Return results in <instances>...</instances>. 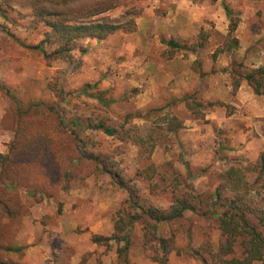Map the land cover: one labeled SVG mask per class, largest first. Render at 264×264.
<instances>
[{
    "label": "rangeland",
    "instance_id": "rangeland-1",
    "mask_svg": "<svg viewBox=\"0 0 264 264\" xmlns=\"http://www.w3.org/2000/svg\"><path fill=\"white\" fill-rule=\"evenodd\" d=\"M14 1L0 0L8 11L7 21L0 17V153L9 152L18 130L14 100L24 109L44 102L57 108L66 124L79 120L88 149L108 157L126 186L109 175L94 174L35 205L16 226L11 262L163 264L160 259L166 258V264H202L189 247L197 250L210 242L215 252L223 237L214 220L192 213L163 224L156 234L136 223L127 263L115 242L109 248L93 237H114L121 216L133 213L132 193L143 207L165 209L173 192H184L187 183L199 194L213 193L226 170L246 167L264 151V95L242 78L264 67V0H175L194 5L198 22L183 12L176 15L173 0H159L155 16L140 20L157 0L129 1L108 15L119 18L132 7L142 10L135 32H118L104 41L81 40L70 59L51 63L25 48L41 44L50 29ZM224 5L239 21L233 34ZM233 38L239 46L229 52ZM170 40L187 51L170 58L164 43ZM55 48L47 46L49 52ZM87 84H96L97 90L78 94ZM99 97L111 103L106 106ZM93 114L108 117L113 127L124 126L143 137L153 134L157 142L152 156L133 140L88 131L85 119ZM171 118L182 124L176 133L168 132ZM149 166L156 174L145 173ZM248 176L254 182L255 174ZM164 243L170 247L168 255L161 248Z\"/></svg>",
    "mask_w": 264,
    "mask_h": 264
},
{
    "label": "trees",
    "instance_id": "trees-1",
    "mask_svg": "<svg viewBox=\"0 0 264 264\" xmlns=\"http://www.w3.org/2000/svg\"><path fill=\"white\" fill-rule=\"evenodd\" d=\"M129 1L143 0H17L22 7L32 10L37 24H44L50 30L46 39L37 46H25L42 57L46 62L70 59L77 43L85 39L98 41L107 40L118 33H133L137 30L136 19L142 10L132 7L121 17L113 18L108 15L111 11L127 6ZM196 1V0H192ZM227 18L230 21V34L238 29L239 21L235 13L224 5ZM7 10L0 4V17L8 20ZM171 49L169 55L187 51L186 47L170 40L164 42ZM47 46H56L49 52ZM239 46L237 38L230 40L228 51L236 50ZM242 75V74H241ZM246 80L258 95H264V67L244 73ZM241 85L240 80L234 83L235 88ZM97 90L96 84H87L78 90V94ZM7 92V91H6ZM59 95L66 93L59 90ZM65 99H63L64 101ZM98 100L106 106L111 102ZM17 105L18 130L7 154L0 153V264H13L10 254L12 237L16 226L27 216L35 205L45 200L57 198L61 192L70 189L72 182L85 179L94 174H104L116 180L120 187L125 182L120 173L115 171V164L88 149L82 132L77 128L79 120L72 125L66 124L63 114L55 107L44 102L34 103L27 109ZM196 106H200L197 104ZM35 110V115L31 110ZM128 116L127 119H132ZM87 130L101 132L107 137L121 141L133 140L151 157L156 138L153 134L143 137L136 131L124 126L113 127L108 117L93 114L85 119ZM168 132L176 133L182 124L171 118L167 124ZM136 130V129H135ZM151 147L148 149V146ZM189 178L190 165L186 164ZM145 173L156 174L154 166L145 169ZM249 174H255L254 182L248 179ZM221 184L210 194L197 193L191 184L187 183L182 193L173 192L168 208L151 205L143 207L134 200L129 211L122 215L117 222L114 237L95 235L93 241L102 246L112 248L111 241L118 245V255L124 262L128 261L131 247L130 232L134 225L142 222L148 233H157L163 224H172L192 213L217 223L223 241L217 251L210 242L189 252L196 256L202 264H264V151L258 159L246 167L232 166L221 175ZM180 184L178 185V188ZM172 242V239H171ZM123 247H120L121 244ZM165 255L170 253L168 245L161 244ZM206 256H210L211 260ZM166 264V258L160 259Z\"/></svg>",
    "mask_w": 264,
    "mask_h": 264
},
{
    "label": "crops",
    "instance_id": "crops-1",
    "mask_svg": "<svg viewBox=\"0 0 264 264\" xmlns=\"http://www.w3.org/2000/svg\"><path fill=\"white\" fill-rule=\"evenodd\" d=\"M159 4L160 1L157 0L154 2V4L152 5L151 8H146L142 14V17L140 18V20H144L145 18L151 19L155 16L154 14V10L159 8ZM171 4L176 5V15L180 14L181 12H183L182 14H185L184 16H188L189 20L191 22H198L200 19V17H198L196 13V7L194 5H190L185 3V1H171Z\"/></svg>",
    "mask_w": 264,
    "mask_h": 264
}]
</instances>
